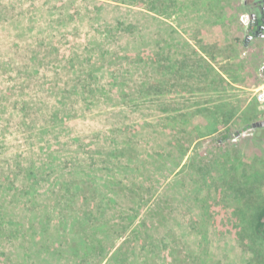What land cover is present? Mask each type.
I'll return each instance as SVG.
<instances>
[{
    "label": "rangeland",
    "instance_id": "1",
    "mask_svg": "<svg viewBox=\"0 0 264 264\" xmlns=\"http://www.w3.org/2000/svg\"><path fill=\"white\" fill-rule=\"evenodd\" d=\"M244 2L0 0V264H264L222 191L264 170Z\"/></svg>",
    "mask_w": 264,
    "mask_h": 264
},
{
    "label": "trees",
    "instance_id": "2",
    "mask_svg": "<svg viewBox=\"0 0 264 264\" xmlns=\"http://www.w3.org/2000/svg\"><path fill=\"white\" fill-rule=\"evenodd\" d=\"M246 11L248 12L247 8ZM255 122L248 123V126L258 130L257 136L264 138V130H262L264 127L256 126ZM214 123L215 121H211L207 125V129L213 131ZM258 161L264 164V158H260ZM223 167V175L228 179V169L225 166ZM261 173L262 175L251 174L247 182H245V184H248L247 187L241 181H229L223 176V186H226L227 190L222 191L229 198L232 197L234 201H238L229 212V219L234 225H231V227H234L235 231H237L243 241V245L250 249L256 257H260V262L264 263V192L262 191L264 187V170ZM232 178L234 177L232 176ZM260 178L263 179L259 180ZM224 208L226 209L227 206L224 205ZM224 219H226L225 216ZM224 221H227V219Z\"/></svg>",
    "mask_w": 264,
    "mask_h": 264
},
{
    "label": "flooded vegetation",
    "instance_id": "3",
    "mask_svg": "<svg viewBox=\"0 0 264 264\" xmlns=\"http://www.w3.org/2000/svg\"><path fill=\"white\" fill-rule=\"evenodd\" d=\"M244 5L249 14L247 37H264V0H245Z\"/></svg>",
    "mask_w": 264,
    "mask_h": 264
},
{
    "label": "water",
    "instance_id": "4",
    "mask_svg": "<svg viewBox=\"0 0 264 264\" xmlns=\"http://www.w3.org/2000/svg\"><path fill=\"white\" fill-rule=\"evenodd\" d=\"M256 126H264V119L255 122Z\"/></svg>",
    "mask_w": 264,
    "mask_h": 264
},
{
    "label": "built area",
    "instance_id": "5",
    "mask_svg": "<svg viewBox=\"0 0 264 264\" xmlns=\"http://www.w3.org/2000/svg\"><path fill=\"white\" fill-rule=\"evenodd\" d=\"M261 97H263V98H261ZM261 97H260V98H261V100H262V99H264V92L261 94Z\"/></svg>",
    "mask_w": 264,
    "mask_h": 264
}]
</instances>
